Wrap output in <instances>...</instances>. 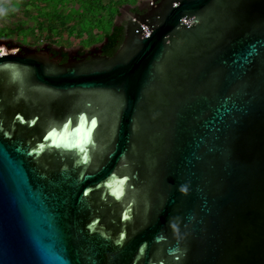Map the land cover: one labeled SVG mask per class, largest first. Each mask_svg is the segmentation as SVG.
<instances>
[{"label":"water","instance_id":"95a60500","mask_svg":"<svg viewBox=\"0 0 264 264\" xmlns=\"http://www.w3.org/2000/svg\"><path fill=\"white\" fill-rule=\"evenodd\" d=\"M131 7L113 55L0 38V264H264V0Z\"/></svg>","mask_w":264,"mask_h":264},{"label":"rangeland","instance_id":"374dc122","mask_svg":"<svg viewBox=\"0 0 264 264\" xmlns=\"http://www.w3.org/2000/svg\"><path fill=\"white\" fill-rule=\"evenodd\" d=\"M128 1L136 0H0V38L31 47L89 48L104 40Z\"/></svg>","mask_w":264,"mask_h":264},{"label":"flooded vegetation","instance_id":"af4514ba","mask_svg":"<svg viewBox=\"0 0 264 264\" xmlns=\"http://www.w3.org/2000/svg\"><path fill=\"white\" fill-rule=\"evenodd\" d=\"M162 0H136L135 2H131V1H128V2H125L123 3L120 7H119V11H120V8H122L123 6H125L126 4H130L132 5L131 8L129 9H125V14L127 15H133V14H136V15H145L146 13L150 12V8H152L153 10L154 9H157L158 6L161 4ZM119 14V13H118ZM126 23V22H124ZM115 27H119L120 29L123 30L124 32V27L121 25V26H115L114 25V22H113V25H112V29L115 28ZM124 38H125V32H124ZM108 39V38H107ZM106 38L101 41V42H98V43H94L92 44L89 48H85L83 46H77V48H79L77 51H79L78 53H80L81 55H85V54H88L91 52V50L94 48V46L96 47V45H99V44H104L103 46V51H104V54H108L105 50V47L106 45L108 44V40ZM124 40V39H123ZM14 44H17L19 46H23L25 44H22V43H19V42H16L14 40ZM45 45V44H44ZM44 45H41V46H38V47H33V48H36V49H41V47H43ZM49 45V44H48ZM50 48H51V51L54 53V56L62 59V62H66L69 58V55H68V52H67V49H58L56 47H54L52 44L49 45ZM97 48H99L97 46ZM118 49V48H117ZM116 49V50H117ZM116 52V51H115ZM114 52V53H115ZM113 53V54H114ZM112 54V55H113ZM109 55V54H108Z\"/></svg>","mask_w":264,"mask_h":264},{"label":"trees","instance_id":"16d2710c","mask_svg":"<svg viewBox=\"0 0 264 264\" xmlns=\"http://www.w3.org/2000/svg\"><path fill=\"white\" fill-rule=\"evenodd\" d=\"M105 38H108V44L106 45L105 50L109 55H112L122 43L124 32L119 27L111 28V30L105 34Z\"/></svg>","mask_w":264,"mask_h":264},{"label":"snow or ice","instance_id":"6c2138e0","mask_svg":"<svg viewBox=\"0 0 264 264\" xmlns=\"http://www.w3.org/2000/svg\"><path fill=\"white\" fill-rule=\"evenodd\" d=\"M54 131V130H53ZM53 133H49V135L51 136Z\"/></svg>","mask_w":264,"mask_h":264},{"label":"built area","instance_id":"2783aa9c","mask_svg":"<svg viewBox=\"0 0 264 264\" xmlns=\"http://www.w3.org/2000/svg\"><path fill=\"white\" fill-rule=\"evenodd\" d=\"M2 53H0V55H1Z\"/></svg>","mask_w":264,"mask_h":264}]
</instances>
